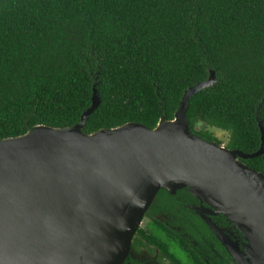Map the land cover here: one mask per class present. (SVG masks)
I'll list each match as a JSON object with an SVG mask.
<instances>
[{
    "label": "trees",
    "instance_id": "trees-1",
    "mask_svg": "<svg viewBox=\"0 0 264 264\" xmlns=\"http://www.w3.org/2000/svg\"><path fill=\"white\" fill-rule=\"evenodd\" d=\"M192 133L254 153L264 127V0H0V140L71 127L87 135L171 120L183 93ZM199 125L203 128L197 129ZM244 164L264 175V153ZM159 197V198H164Z\"/></svg>",
    "mask_w": 264,
    "mask_h": 264
},
{
    "label": "water",
    "instance_id": "water-1",
    "mask_svg": "<svg viewBox=\"0 0 264 264\" xmlns=\"http://www.w3.org/2000/svg\"><path fill=\"white\" fill-rule=\"evenodd\" d=\"M215 82L210 71L152 130L127 123L84 133L99 105L93 89L79 123L0 140V264H122L152 203L183 189L235 264H264V175L242 162L264 153L262 123L254 153L207 141L188 124L190 99Z\"/></svg>",
    "mask_w": 264,
    "mask_h": 264
},
{
    "label": "flooded vegetation",
    "instance_id": "flooded-vegetation-1",
    "mask_svg": "<svg viewBox=\"0 0 264 264\" xmlns=\"http://www.w3.org/2000/svg\"><path fill=\"white\" fill-rule=\"evenodd\" d=\"M198 206L199 202L185 189L154 201L143 215L130 254L122 264H235L226 248L193 213L192 207ZM213 219L234 230L221 216Z\"/></svg>",
    "mask_w": 264,
    "mask_h": 264
},
{
    "label": "rangeland",
    "instance_id": "rangeland-1",
    "mask_svg": "<svg viewBox=\"0 0 264 264\" xmlns=\"http://www.w3.org/2000/svg\"><path fill=\"white\" fill-rule=\"evenodd\" d=\"M201 128H203V125H199L197 127V129H201ZM211 132L214 134L215 137H217L222 142V145H225V143L227 142V139H228V135L226 133L221 132V131H217L214 129H212Z\"/></svg>",
    "mask_w": 264,
    "mask_h": 264
}]
</instances>
